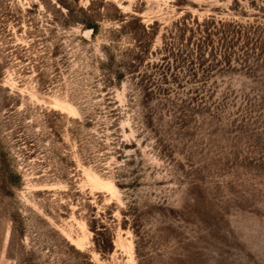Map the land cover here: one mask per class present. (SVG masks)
<instances>
[{
	"label": "rangeland",
	"instance_id": "1",
	"mask_svg": "<svg viewBox=\"0 0 264 264\" xmlns=\"http://www.w3.org/2000/svg\"><path fill=\"white\" fill-rule=\"evenodd\" d=\"M253 1L0 0V264H264V56L165 48Z\"/></svg>",
	"mask_w": 264,
	"mask_h": 264
},
{
	"label": "trees",
	"instance_id": "2",
	"mask_svg": "<svg viewBox=\"0 0 264 264\" xmlns=\"http://www.w3.org/2000/svg\"><path fill=\"white\" fill-rule=\"evenodd\" d=\"M256 1L257 0H254L253 3L256 4ZM259 1L262 2V5L264 4V0ZM261 9H263V6L260 7V10ZM205 24L207 25L208 23ZM210 24L214 25V22L210 21ZM217 25L218 28L213 26L214 33L212 34L207 30L203 32L200 31V26L196 24V29L189 31L190 37L187 39V44L184 45L183 34L187 31V27L183 21L181 23H176L174 28L178 35L172 38L171 44L165 45L167 53L176 61L186 65L187 67L183 68H186V71L190 69L189 72H192V74L196 70H201L203 72V67H205L207 63L204 56L209 47L211 48L212 61L214 60L217 64L219 62L216 60V56L221 57L226 65H229L235 58L246 65L251 61L257 62L258 59L264 56V26H257L254 24L243 27L235 25L234 23H218ZM225 25L230 29L228 31H220ZM213 37L214 39H212ZM193 40L194 42H192ZM240 43H243V45L240 46L239 51L237 50L239 48L235 49V47H238ZM262 62L264 63V59H262ZM247 68L248 67H245V69ZM190 76L194 75H189V77Z\"/></svg>",
	"mask_w": 264,
	"mask_h": 264
},
{
	"label": "bare ground",
	"instance_id": "3",
	"mask_svg": "<svg viewBox=\"0 0 264 264\" xmlns=\"http://www.w3.org/2000/svg\"><path fill=\"white\" fill-rule=\"evenodd\" d=\"M67 113L70 114V115H75L76 112L70 108L67 109ZM63 111V109H62ZM92 184L95 185V188L97 189H101V190H104L105 192H108L109 194H112L114 191L113 187L111 185H109L108 183H103L101 182L100 180H97V179H92L91 180ZM72 243L75 244V246L77 248H81L82 247V243H81V240L80 241H73L71 240Z\"/></svg>",
	"mask_w": 264,
	"mask_h": 264
}]
</instances>
